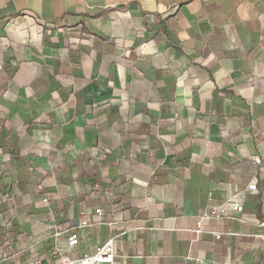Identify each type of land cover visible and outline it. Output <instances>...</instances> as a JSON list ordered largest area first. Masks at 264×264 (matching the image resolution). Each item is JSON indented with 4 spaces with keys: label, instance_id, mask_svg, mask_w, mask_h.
Listing matches in <instances>:
<instances>
[{
    "label": "crops",
    "instance_id": "crops-1",
    "mask_svg": "<svg viewBox=\"0 0 264 264\" xmlns=\"http://www.w3.org/2000/svg\"><path fill=\"white\" fill-rule=\"evenodd\" d=\"M18 21L56 33L0 47L1 191L26 170L27 223L36 203L60 228L104 206L143 227L115 239L116 264H264V0H0V32ZM46 127L44 159L28 151ZM228 197L247 222L196 234ZM110 236L83 231L77 255Z\"/></svg>",
    "mask_w": 264,
    "mask_h": 264
},
{
    "label": "built area",
    "instance_id": "built-area-1",
    "mask_svg": "<svg viewBox=\"0 0 264 264\" xmlns=\"http://www.w3.org/2000/svg\"><path fill=\"white\" fill-rule=\"evenodd\" d=\"M38 25V24H37ZM55 28L58 26H54ZM82 43L86 42L84 40ZM215 123V122H213ZM40 136V142L36 145L39 149L38 156L48 158L51 143L49 141V132ZM100 150L94 148L91 150V155L99 158ZM255 165L260 164L259 157L253 158ZM50 165V164H49ZM248 189L255 190L256 184L252 183ZM37 193H42V186H37ZM41 203L48 206L47 198H43ZM0 205L3 208L11 206L13 210L17 209V197L14 190L8 185L3 191H0ZM244 206L241 201L234 197L224 199L220 204L207 203L197 216L196 234L203 232L201 224L203 222H216L223 219H232L240 223H246L243 216ZM240 215L241 217H235ZM52 232L45 238L31 242L27 246V252L31 258L29 264H116V259L121 256L118 253L115 245L117 237H124L129 232L138 233L143 227L136 224L135 218H127L122 212H114L104 206L94 207L91 210H85L80 215L78 223L74 226L60 228L56 223L55 217L51 214L50 217ZM105 226L108 228L111 236L103 243L97 245L92 253H83L77 255L81 233L90 228H100ZM259 228L264 229V221L257 224ZM14 233V224L11 218L0 217V264H14L16 257L22 254L24 250L17 249L12 242ZM216 240L221 238V234L211 232ZM264 241V233L258 235ZM46 239H51V246L48 249L47 256L39 253L37 249ZM64 240L65 249L60 246V241ZM49 259H48V258ZM125 259V256L122 257ZM185 261L190 264H206L202 258L185 257Z\"/></svg>",
    "mask_w": 264,
    "mask_h": 264
},
{
    "label": "rangeland",
    "instance_id": "rangeland-1",
    "mask_svg": "<svg viewBox=\"0 0 264 264\" xmlns=\"http://www.w3.org/2000/svg\"><path fill=\"white\" fill-rule=\"evenodd\" d=\"M6 27L7 28L4 29V31L0 32V45H1L0 47H3V46L16 47V45H17L18 49L20 47H22L21 49L24 50L25 52H27L28 46H37L39 43L54 44L53 40L56 39V37H55L56 33L45 32V28H38V27L35 28V27L29 26V25L26 26L25 24H22L19 21L17 23L12 22L9 25H7ZM21 32H24L23 34H27V32H28L27 35H32L31 38L28 39L26 43L19 42V40L22 39V37H20ZM30 32H32V33H30ZM45 33L47 34V36H45ZM24 37H26V35H24ZM7 48H9V47H7ZM45 125H48V124H45ZM46 130H49V127L43 128V134H47ZM38 150L39 149L37 147H35L33 149H30L28 152H32V154H37V153H39ZM42 164H43L42 166H41V164L38 165L39 169L41 170L43 168L44 170H46L45 169L46 168L45 167V160H43ZM20 170H21L20 176H17L16 179H11L12 181L10 182L11 185H13V190H14L15 194L17 195V199H18L17 200V209L16 210H13V209L7 210L5 212L4 210H6V207L3 208L0 205V217L2 216L5 218H8V219L11 218L14 226H18V228H19L18 231H19L20 235H19L18 241H16V243H14V244H15V247L17 249L24 250L22 252V254L19 256H22L20 258L21 262H26V264H27V234L36 232V237H39V235L40 236H44V235L48 236L52 232L51 222L49 219V215H50L51 211H49L48 215L46 216V207H42V206L38 207V204L36 203L35 205L37 207H34V209L39 210L38 211L39 213H37L35 215L34 221L31 224L27 223V211L30 212V210H27V172L24 168H21ZM48 182H49V177L47 175L43 179L39 178L36 186L37 185H44ZM2 189H3L2 183L0 182V191ZM35 190H37L36 187H35ZM29 200L31 201V200H35V199L29 198ZM32 215H33V213H32ZM46 219H47V221H46ZM46 228H48V229H46ZM51 242H52L51 239H46L44 242H42L40 245V246H42V248H40V250L38 249V252L41 251L42 249L48 251L49 247L51 246ZM47 254L45 256H47ZM20 259H17V260L20 261ZM29 263H31V262H29ZM50 263L51 262H49V264ZM9 264H11V263H9Z\"/></svg>",
    "mask_w": 264,
    "mask_h": 264
},
{
    "label": "trees",
    "instance_id": "trees-1",
    "mask_svg": "<svg viewBox=\"0 0 264 264\" xmlns=\"http://www.w3.org/2000/svg\"><path fill=\"white\" fill-rule=\"evenodd\" d=\"M51 151V150H50ZM16 197H17V195H16ZM47 198V201H48V203L49 202H51V199L47 196L46 197ZM7 210H12V207L11 206H8L7 208H6V210H4L5 212L7 211ZM4 213V212H3ZM18 226H14V233H13V235H12V242L13 243H16V241H18V238H19V235H20V233H19V231H18ZM22 256H18V257H16V259H15V264H26V262H21V258ZM17 259H20V261L19 260H17Z\"/></svg>",
    "mask_w": 264,
    "mask_h": 264
}]
</instances>
